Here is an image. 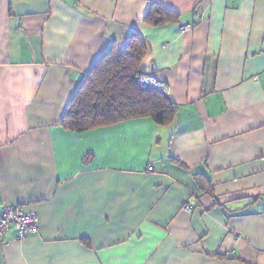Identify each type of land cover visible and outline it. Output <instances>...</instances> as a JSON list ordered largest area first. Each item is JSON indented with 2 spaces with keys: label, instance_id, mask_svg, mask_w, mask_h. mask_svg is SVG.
I'll return each mask as SVG.
<instances>
[{
  "label": "crops",
  "instance_id": "1",
  "mask_svg": "<svg viewBox=\"0 0 264 264\" xmlns=\"http://www.w3.org/2000/svg\"><path fill=\"white\" fill-rule=\"evenodd\" d=\"M152 3L173 14L147 23ZM131 32L173 122L63 128ZM15 204L37 228L9 229L0 264H264V0H0V208Z\"/></svg>",
  "mask_w": 264,
  "mask_h": 264
},
{
  "label": "trees",
  "instance_id": "2",
  "mask_svg": "<svg viewBox=\"0 0 264 264\" xmlns=\"http://www.w3.org/2000/svg\"><path fill=\"white\" fill-rule=\"evenodd\" d=\"M172 14L152 3L144 20L159 25ZM146 53L144 41L135 32L128 34L121 50L113 46L107 51L74 92L60 125L80 133L137 118H150L160 126L171 124L177 107L169 99L167 83L141 70ZM194 177L200 189L206 190L203 177Z\"/></svg>",
  "mask_w": 264,
  "mask_h": 264
},
{
  "label": "built area",
  "instance_id": "3",
  "mask_svg": "<svg viewBox=\"0 0 264 264\" xmlns=\"http://www.w3.org/2000/svg\"><path fill=\"white\" fill-rule=\"evenodd\" d=\"M179 28L181 32H188L193 28V23L191 21L184 22ZM184 209L191 210L192 206L187 204ZM36 228L37 215L25 211L21 205H6L0 208V243L9 229H13L15 238L20 241L33 233Z\"/></svg>",
  "mask_w": 264,
  "mask_h": 264
}]
</instances>
